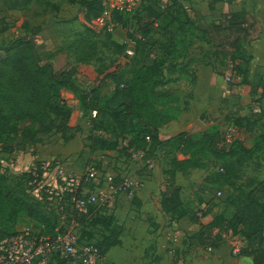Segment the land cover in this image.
I'll list each match as a JSON object with an SVG mask.
<instances>
[{"label": "rangeland", "instance_id": "374dc122", "mask_svg": "<svg viewBox=\"0 0 264 264\" xmlns=\"http://www.w3.org/2000/svg\"><path fill=\"white\" fill-rule=\"evenodd\" d=\"M183 1L190 3V0ZM228 1L235 2L243 9L248 7V1L255 2L251 6L259 11L261 17L258 16V19H264V0L262 3L260 0ZM165 4H168L167 0H138L131 11L118 10L116 14L120 21L126 22L124 28L118 21V16L114 15L115 10L109 5V0H104L103 12L97 19L86 15V8L81 0H0V30L4 31L0 34V48L15 51L16 40H30L40 64H50L55 71L68 70L79 93L65 91L63 98L72 114L79 112L77 122H85L84 127H77L80 124L73 127L76 134L74 139H71V133L62 131L66 127L62 123L63 119L59 117L56 120L52 109L49 108L42 122L47 133L39 135V142L34 144L21 143L20 132L23 123H19L16 138L7 143L9 146L6 147L10 150H0V175L7 177L6 187L10 191L35 207L51 213V216L54 215V204L47 205L42 194L34 196V189L30 186L22 184L19 187L18 177L9 173V166L16 161L19 152L26 148L38 149L42 160L36 166L55 162L74 175H80L90 166L95 167L98 187L111 193L120 186L121 181L136 179L135 175L145 178L154 170L158 175L169 174L171 164L166 149L158 148L150 155L131 146L128 136L119 138V146L108 147L104 142L108 135L103 131L104 122L108 117L101 101L95 102V117L82 109V96L91 91L98 69L112 66L115 62L123 64L140 58L141 53L138 56L137 51L142 52L145 49L139 24H136L133 16L138 14L143 23L146 16L162 13ZM198 10L204 11L202 15L195 16L200 29H204L202 35L196 36L193 31L182 35V43L178 45L180 58L175 61L174 66L167 64V70L163 72L165 80L178 81L171 87L178 97V107L185 111L180 113L173 101L158 105L157 109L166 116L160 127H171L165 134L174 137L181 132L198 135L203 131L199 128L207 125L208 128L215 127L225 139L230 135L227 140L239 139L247 147L254 149L250 155H240L225 161L216 162L208 156L196 159L195 167L178 176L180 186L175 187L179 191L182 187V195L191 209L190 212L200 217L201 224L206 226L212 223L215 217L229 219L234 213L244 211L246 205L243 194L251 189L255 181L264 178V113L262 110L255 111L257 101L253 94V88L264 82V31L261 29L264 21L256 20L249 13V17L246 15L249 36L241 43L240 52L234 53L231 41L235 36L206 29L209 25L211 28L210 23L214 21L212 19H217L219 15L208 18L207 6L202 3ZM76 33H84L89 44L93 46L92 49L86 50L89 54L87 58L74 53L72 43ZM128 50L133 52L132 56L127 55ZM235 67H239L241 71L249 69V85L238 87V81L233 79L236 77ZM170 71L172 75L167 74ZM227 77H232V82L227 83ZM124 78L128 79L129 75L126 74ZM113 89L114 85L107 82L100 89V95L107 97ZM158 90L166 91L164 88H157ZM2 110L6 115L10 114L7 108L2 107ZM156 138L158 139L157 136ZM175 155L180 161L187 158L180 152ZM23 167L26 168L25 165ZM163 179L165 181V176ZM46 180V183L53 187L55 180L51 175ZM167 183L166 180L162 190ZM120 195L127 196V193L118 192L105 206L100 207L96 214L86 217L85 232H88L93 241H99L101 238L114 241V234L118 233L120 227L115 224L114 217L112 220L110 217L119 207L117 204ZM252 222L253 219H250L247 226L252 225ZM34 225L33 220L20 216L14 231L23 232L34 228ZM243 230L244 228L239 226L235 235L229 233L219 245L224 244L227 238L241 243ZM199 231V227L191 226L188 234L176 238L179 230L170 229L164 241L167 243L165 249L171 261L180 259L182 264L185 263L183 249L180 248L181 239L183 243L197 240ZM128 236L130 235L126 232V241L130 238ZM231 248L232 243L227 252L233 257ZM124 256L131 258L129 251L116 248L110 252V258L118 264L122 263Z\"/></svg>", "mask_w": 264, "mask_h": 264}, {"label": "trees", "instance_id": "16d2710c", "mask_svg": "<svg viewBox=\"0 0 264 264\" xmlns=\"http://www.w3.org/2000/svg\"><path fill=\"white\" fill-rule=\"evenodd\" d=\"M81 2L86 8V15L92 19L99 18L103 12L104 0ZM167 2L162 13L146 16L143 23L138 14L133 16L136 24H139L145 49L142 52L137 51L138 56L141 53L140 58L123 64L115 62L112 66L98 69L91 91L82 96V109L91 114L95 111L96 100L101 101L108 117L103 127V131L108 135L104 140L108 147L119 146V138L128 136L131 146L150 155L158 148L166 149V155L170 157L171 171L164 174L168 183L161 193V207L165 213L186 216L191 224L199 227V246L215 250L223 237H227L229 233L235 235L240 226L244 230L241 232V247L237 256L251 258L252 264H264V178L255 181L251 189L243 194L246 205L244 211L234 213L229 219L215 217L212 223L206 226L201 224L200 217L190 212V208H182L179 189L173 181L176 173L184 174L188 169L195 167L196 159L208 156L216 162L225 161L240 155H250L254 149L247 147L239 139H225L215 127L203 130L195 136L182 132L166 141L156 138L158 129L166 117L157 106L170 100L167 93L159 92L157 88L166 84L163 72L167 64L171 67L172 63L180 58V37L194 31L193 24L179 0ZM117 12L118 10H115L114 15L118 16ZM117 19L125 28L126 22L120 21L119 16ZM211 30L214 33L227 32L235 36L231 41L234 53L240 52L241 43L249 36L246 15L241 13L221 15L217 21L211 23ZM3 32L0 30V34ZM16 42L15 51L0 48V150L4 152L10 150L6 146L16 138L19 123H23L20 132L22 144L39 142V135L47 133L42 122L49 108L52 109L56 120L59 117L63 119L62 123L66 127L62 131L70 134L71 129L68 128L67 122L72 111L63 98V92L79 93L68 70L55 71L50 64H40L30 40L21 38ZM72 48L77 56L87 58L89 54L86 50L92 49L93 46L89 44L84 33H76ZM234 70L235 76L240 77L237 84L249 85V69L241 71L239 67H235ZM126 74L129 75L128 79L124 78ZM107 82H111L114 89L111 95L102 97L100 89ZM258 90H261L258 95L264 99V82L253 88L254 93ZM2 107L7 108L10 114L6 115ZM178 152L187 158L177 160L175 154ZM17 177L19 187L22 184L28 186L31 180L30 171ZM7 180L6 176L0 175V238L17 234L14 229L20 216L35 222V227L32 228L34 231L43 226V232L51 234L59 225V216L55 211L51 216V213L14 194L6 187ZM73 213L66 200V219ZM112 218L113 215L110 219ZM85 219L86 217L79 219L80 242L93 243L104 256L109 247L115 244V239L108 241L101 238L99 241H93L88 232H85ZM250 219H253L252 225L247 226Z\"/></svg>", "mask_w": 264, "mask_h": 264}, {"label": "crops", "instance_id": "0c3cea01", "mask_svg": "<svg viewBox=\"0 0 264 264\" xmlns=\"http://www.w3.org/2000/svg\"><path fill=\"white\" fill-rule=\"evenodd\" d=\"M200 2L202 4H206V16H208V18H213L219 15L217 18L219 19V17L223 14L236 13L245 14L248 17L249 13L256 20L258 19V16L261 17L257 8L251 6L255 3L252 1H248V7H244L243 9V7L240 5H236L235 2H229L228 0H221V2H216L214 0H190V3L179 0V4L184 8L193 24V32L199 37L204 31V29H200L197 18L195 17L204 13V11L200 12L198 10L199 5L201 4ZM259 2L262 3V0ZM217 19L214 18L212 20L215 21ZM261 20L264 21V19ZM261 20L259 21L261 22ZM206 29L211 30L210 25ZM261 29L264 31V26ZM174 65H176V63H172V66ZM167 74L172 75L171 71ZM170 78L172 77L170 76ZM177 82L178 81L176 79H166V84L159 87L161 89L164 88L166 91L158 90L159 92L167 93L170 96L169 101L175 102L176 105L178 103V97L175 95L174 89H172L171 86ZM260 92L261 90H258L257 93H253L255 94L254 96L257 101L255 106H257L256 108L259 110V112L262 110L264 113V99L258 95ZM177 108L180 113L185 111L182 110V108L180 109L178 105ZM78 113L79 112L77 111L73 114L71 112L70 118L67 122L68 128L71 129V139H74L76 134V129L73 127H75L77 124H80L77 127L85 126L84 121L81 123L77 122ZM73 116H75V119H73ZM203 126L204 127H200L199 130H205L208 128L206 127L207 125ZM169 128L171 127H160L158 129L156 136L159 140L172 138L171 136H167L165 134ZM71 139L69 140L71 141ZM15 160L16 161H14V163L9 166V173L12 176L17 177L21 174L28 173L42 159L38 153V149L26 148L24 151L19 152ZM24 165L26 166L25 169H23ZM155 171L156 170H154L148 177L145 178L135 175V178L141 183V187L129 197L125 195H120L118 197L117 206L119 207L114 211L113 217L115 224L118 225L120 229H118V234L116 237H114L115 244L110 246L104 254V259L110 264H118L110 258V252L116 248L129 251L131 255V258H127L125 256L122 257L121 264H170L171 257L168 255L165 249L167 246V243L165 244L164 241L166 234L170 231V229H178L179 234L177 237L179 235L184 237L185 234H188L189 228L191 226H195L189 222L186 216H180L174 213H165L163 211L161 207V193L163 191L162 185H164V182L167 180V178L163 174L165 176L164 181V176L162 174L158 175ZM179 175L183 174L176 173L173 178L174 184L178 186H180V180L178 177ZM182 191L183 189L181 187L179 191V197L182 203V208L187 209L189 206L188 203L184 201ZM33 195L38 196V193L34 191ZM126 232L130 235L128 236L130 237L128 241H126L124 237ZM184 239L186 240V238ZM183 242V239H181L180 248L183 249V257L185 260L184 264H252L251 258L229 256L227 251L228 246L231 243V239L226 240L224 244L219 245V247L215 250L205 249L204 247L199 246L196 239L191 242L190 240H188L186 243Z\"/></svg>", "mask_w": 264, "mask_h": 264}, {"label": "built area", "instance_id": "2783aa9c", "mask_svg": "<svg viewBox=\"0 0 264 264\" xmlns=\"http://www.w3.org/2000/svg\"><path fill=\"white\" fill-rule=\"evenodd\" d=\"M137 1L109 0V5L114 10L131 11ZM126 53L129 56L133 55L129 50ZM233 79L237 80V83L240 82V77L236 76ZM225 81L232 82V77H227ZM255 111L259 112L258 109ZM95 115L96 112L92 111L91 116ZM30 175L28 186L36 193L44 195L47 205L54 204V211L59 216V225L51 234L44 233L42 226L37 231L30 228L0 238V264H110L105 261L96 245L80 242L79 219L98 212L99 208L105 206L118 192H125L127 196H131L139 189L141 183L136 179H125L111 193L98 187L95 167L90 166L80 175H74L55 162L33 167ZM49 175L55 180L53 187L46 183ZM67 197L69 198L66 199ZM66 200L74 212L69 219H66L65 214ZM231 243L232 255L237 256L241 243L235 240H231ZM171 264H182V261L174 259Z\"/></svg>", "mask_w": 264, "mask_h": 264}]
</instances>
